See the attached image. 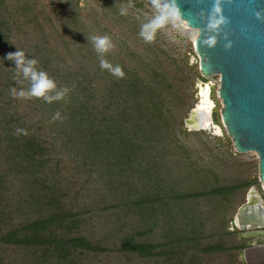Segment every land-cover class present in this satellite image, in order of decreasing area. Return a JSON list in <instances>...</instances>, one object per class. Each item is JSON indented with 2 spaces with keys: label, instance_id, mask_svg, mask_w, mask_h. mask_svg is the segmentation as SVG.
<instances>
[{
  "label": "trees",
  "instance_id": "16d2710c",
  "mask_svg": "<svg viewBox=\"0 0 264 264\" xmlns=\"http://www.w3.org/2000/svg\"><path fill=\"white\" fill-rule=\"evenodd\" d=\"M8 15L5 0H0V63L13 45L9 30L14 23H9ZM5 66L0 65V86L6 89L10 76ZM33 67L49 77L46 64ZM109 71L111 75L103 80L105 94L97 92L90 81L71 77L65 86L58 84L48 93L67 89L61 99L47 102L38 97L50 115L58 117L53 123L62 131L66 165L53 155L46 137L21 125L8 103L0 105V264H95L87 258L94 260L102 254L134 258L139 264H173V260L175 264H204V257L243 247L234 245L231 238L227 246L225 238L237 230L222 226L219 233L210 229L209 234L221 235L223 243H204L203 231L194 226L189 231L188 226L169 231L164 242L153 239L159 225L169 218L174 221L177 212L171 207L174 210L179 205L169 196L173 187L165 182L161 185L152 174L161 163L155 146L182 106V99L153 95L136 72L122 68L123 76L117 77ZM27 82L30 88L33 82ZM72 159L76 163L65 172ZM63 173H96L106 193L112 195L113 207L104 210L114 213L112 220L105 222L117 227L111 233L122 234L113 247L106 243L107 237L97 238L86 231L91 220L85 216L90 212L84 203L80 205L77 180ZM138 180L142 181L140 187L135 183ZM247 185L217 186L182 196L187 200L221 197L224 203ZM161 229L165 233V228ZM230 255L228 261L235 264Z\"/></svg>",
  "mask_w": 264,
  "mask_h": 264
},
{
  "label": "rangeland",
  "instance_id": "374dc122",
  "mask_svg": "<svg viewBox=\"0 0 264 264\" xmlns=\"http://www.w3.org/2000/svg\"><path fill=\"white\" fill-rule=\"evenodd\" d=\"M5 6L9 23H14L9 30L13 45L8 53L20 49L25 53L26 60L35 59L38 64H46L55 86H65L71 77H77L90 81L93 88L96 91L98 89L97 92L105 94L106 83L103 80H107L111 74H108L110 69L100 66V60L104 59L113 68L119 66L127 73L136 72L153 95L170 98L178 95L182 99V106L174 113L168 127H164L160 142L155 146V153H160L161 163L155 166L157 173L152 174L161 185L165 182L173 187L174 192L169 193V196L173 197L172 201L176 198L179 205L174 210L171 207L172 211L177 212L174 221L169 218L165 224L159 225L153 239L164 242L163 237L169 231L180 226H188L189 231L194 226L203 231L204 243H223V237L216 236L220 232L218 229L222 226L231 232L237 230L233 227V219L239 207L246 202L250 189L258 193L264 204L257 154L250 151L236 152L222 125L220 111L223 105L217 94L220 77L212 75L204 79L200 75L193 44L198 37L196 29L190 28L178 17L174 22L157 28L150 40L145 39L140 35L142 26L158 15L153 0H5ZM28 19H33L34 23H29ZM104 35L110 38L113 47L101 54L96 51L91 37ZM3 63L10 76V85L6 89L0 86V105L8 103V109L17 113L21 125L26 128L29 125L46 137L52 144L53 155L61 160L62 165H66L68 153L61 146L62 131L53 123L58 117L51 116L47 106L38 97L20 96L19 92L27 91L29 87L28 78L23 76L14 61L6 59L0 65ZM206 86L209 87V98L213 103L212 117L216 128L188 131L184 127V120L197 104L201 88ZM185 129L188 134L183 131ZM69 161L73 163H67L65 172L73 168L71 164L76 163L74 159ZM63 175L78 182L75 189L80 190V205L84 203L86 211L90 212L85 216L91 220L86 231L97 238L107 237L106 243L113 247L117 237L122 234L111 233L117 227L105 222L106 219L112 220L114 212L104 209L113 207L114 201L112 195L102 187L99 176L96 173ZM140 179L147 182L143 176ZM139 180L135 183L140 187L142 181ZM238 183L248 185L229 196V202L222 203L221 197L203 196L187 200L182 196ZM161 227L165 228V233ZM210 229L216 234H209ZM242 234V231L237 230L224 240L229 246V239H233L234 245H243L241 249L216 254L211 258L204 257L202 262L230 264L227 255L231 254L235 264H246L243 251L245 247L251 246V241L248 242ZM90 259L88 257L87 261L95 264H139L134 258H117L111 254ZM172 262L176 263L175 260Z\"/></svg>",
  "mask_w": 264,
  "mask_h": 264
},
{
  "label": "water",
  "instance_id": "95a60500",
  "mask_svg": "<svg viewBox=\"0 0 264 264\" xmlns=\"http://www.w3.org/2000/svg\"><path fill=\"white\" fill-rule=\"evenodd\" d=\"M170 2L178 8V17L198 31L193 44L200 75L204 79L220 77L217 94L223 105L222 125L236 152L257 154L264 191V0H221V14L227 22L218 31L208 28L214 0ZM213 37L215 42L208 45L206 41ZM198 120L196 104L184 127L203 131ZM211 122L214 128L212 112ZM233 227L242 231L244 238H252L251 247L243 251L244 262L264 264V204L253 188L239 207Z\"/></svg>",
  "mask_w": 264,
  "mask_h": 264
},
{
  "label": "clouds",
  "instance_id": "9594fccd",
  "mask_svg": "<svg viewBox=\"0 0 264 264\" xmlns=\"http://www.w3.org/2000/svg\"><path fill=\"white\" fill-rule=\"evenodd\" d=\"M221 0H214L213 7L210 12V22L208 28L212 31H218L221 25L226 24V18L221 14ZM153 6L157 9L158 15L155 16L149 23L142 26L140 35L145 37V39L150 40L152 34H154L157 28L162 27L166 23L174 22L176 18L180 15L178 8L170 0H165L161 3V0H153ZM123 14V12H122ZM94 47L98 53H104L113 47L110 38L107 35L104 36H92L91 37ZM208 45H212L215 40L209 38L207 41ZM7 60L14 61L15 65L21 69L23 76L30 79L33 84L27 91L21 90L19 92L20 96L23 97H43L45 101L51 102L52 100H59L63 97L67 89L56 92L55 95H49V91L55 89V83L51 80L47 73L44 71H37L34 69L33 65L37 64L35 59H25V53L23 50L16 49L15 52L7 53L4 57ZM101 68H108L113 74L117 76H123L119 66L113 68L106 60H100ZM16 77H14L15 79ZM12 91L15 93V89ZM57 115H59L57 113ZM23 131V130H20Z\"/></svg>",
  "mask_w": 264,
  "mask_h": 264
},
{
  "label": "bare ground",
  "instance_id": "6f19581e",
  "mask_svg": "<svg viewBox=\"0 0 264 264\" xmlns=\"http://www.w3.org/2000/svg\"><path fill=\"white\" fill-rule=\"evenodd\" d=\"M199 95H200L199 102L197 103V109L199 111L198 125L203 130H205L206 128L212 126L211 112H212L213 103L209 98V87L206 86L201 88ZM245 221L246 223H248L249 219H246Z\"/></svg>",
  "mask_w": 264,
  "mask_h": 264
},
{
  "label": "flooded vegetation",
  "instance_id": "af4514ba",
  "mask_svg": "<svg viewBox=\"0 0 264 264\" xmlns=\"http://www.w3.org/2000/svg\"><path fill=\"white\" fill-rule=\"evenodd\" d=\"M247 239H248V242L252 241V238H247ZM249 247H251V246H247V247H245L244 249H247V248H249Z\"/></svg>",
  "mask_w": 264,
  "mask_h": 264
}]
</instances>
